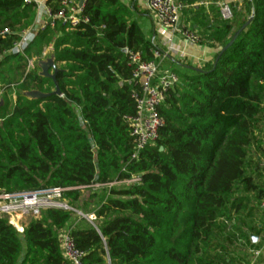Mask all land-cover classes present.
<instances>
[{"label":"trees","instance_id":"trees-1","mask_svg":"<svg viewBox=\"0 0 264 264\" xmlns=\"http://www.w3.org/2000/svg\"><path fill=\"white\" fill-rule=\"evenodd\" d=\"M174 1L199 45L216 53L200 69L172 71L179 83L158 108L164 125L135 158L125 118L140 89L128 53L154 62L156 51L119 0H90L75 31L46 28L23 55L0 61V91L17 78L13 102L0 104V193L74 188L64 193L73 206L79 189L138 178L88 212L73 206L85 216L69 229L81 264H246L259 247L251 237L264 214V0L229 4L228 20L216 6L204 8L217 0ZM35 21V6L0 0V31H10L0 53ZM48 48L64 65L61 95L31 100L23 93L54 90L25 68ZM72 216L42 211L22 234L0 219V264H70L59 233Z\"/></svg>","mask_w":264,"mask_h":264},{"label":"built area","instance_id":"built-area-1","mask_svg":"<svg viewBox=\"0 0 264 264\" xmlns=\"http://www.w3.org/2000/svg\"><path fill=\"white\" fill-rule=\"evenodd\" d=\"M89 1L23 0L25 4L33 5L36 8L35 26L21 32L9 50L0 53V61L5 54L23 55L38 32H42L46 28L64 33L75 31L82 23L87 22L83 12ZM147 9L160 27L191 44H199L196 34L181 23L183 7L180 4L174 0H147ZM219 11L224 20L230 19L231 12L228 6H221ZM9 33L8 29L0 31V40L8 36ZM47 50L51 51L50 48ZM45 54L46 50L42 56ZM157 56L158 54L155 53V58ZM128 60L133 67L132 80L137 83L140 89L138 93H133L134 115L125 118L134 143L132 158H135L139 152L155 142L158 131L164 125L158 108L164 101L167 92L179 83V78L174 72L161 68L156 61H142L139 54L128 53ZM137 182L138 178H132L129 181L118 183L130 185ZM115 184L117 183L109 185ZM66 191L67 189L64 188L50 187L34 191L0 193V219L6 220L17 233L22 234L24 221L39 219L42 211L48 209L68 211V207L63 203ZM258 208L264 213V198L259 202ZM90 219L93 220L94 217L91 216ZM59 237L64 259L70 264H81L80 259L83 254L75 249L69 231L60 234ZM263 249L264 243L260 249L250 250L249 255L256 260Z\"/></svg>","mask_w":264,"mask_h":264},{"label":"crops","instance_id":"crops-1","mask_svg":"<svg viewBox=\"0 0 264 264\" xmlns=\"http://www.w3.org/2000/svg\"><path fill=\"white\" fill-rule=\"evenodd\" d=\"M132 13V20L136 22L143 36L150 41L158 56L155 58L156 63L164 65L166 69H172L177 72H186L193 69H200L205 63L210 61L216 51L208 49L199 44H191L180 37L173 35L170 31L163 29L155 21L147 9V0H119ZM243 0H217L205 2V9L210 6H228L232 3H240ZM37 19V18H36ZM39 21V20H38ZM181 19V23L183 24ZM264 166V156L262 160ZM25 220L23 228L28 224ZM259 228L260 234L256 237V242H260V236L264 232V218H258L255 221ZM262 241V239H261ZM254 243V244H255ZM264 243V240L261 244ZM262 245L259 246L260 249ZM257 264H264V249L261 251Z\"/></svg>","mask_w":264,"mask_h":264},{"label":"rangeland","instance_id":"rangeland-1","mask_svg":"<svg viewBox=\"0 0 264 264\" xmlns=\"http://www.w3.org/2000/svg\"><path fill=\"white\" fill-rule=\"evenodd\" d=\"M231 15H232V12H231ZM181 19L184 20L183 17H181ZM230 19H231V17H230ZM49 59H53V57H52V49H51V51L46 49V54L44 56H41V58L38 59V60H28L26 62V64H25L26 72H29V71H31L33 69H38V71L40 73V64L41 63H45ZM55 66H56V68L58 70H61V69L64 68L63 64H56L55 63ZM161 68H163L165 70L173 71L171 68L170 69L164 68V65H161ZM8 80L10 82V84H9L10 88L8 89V91H5V90H1L0 91V102L2 103V99L4 98L5 101H8L9 104H11L13 102V100H14V97L12 96L11 91H12V88H14L16 86V84H17L16 83L17 78L13 74V75L9 76ZM33 91H35V90H31V91H28V92H25V93H29V92L31 93ZM53 91H51V92H53ZM76 113H78V110H76ZM263 180H264V175L258 182L261 183ZM122 185H126V184L117 183V184L112 185V186L94 184L91 187L79 189V198L76 201L73 202V206H77L79 208H83L85 211L94 209L97 205L100 204V202L103 199H105V198H107L109 196L110 190L118 188V187H120ZM67 191L71 192V191H76V190L74 188H67ZM248 196H250V195H248ZM72 199H73V194L69 195L68 197H64L63 203L68 207V211L73 213V216H72V219L70 221V224H68L62 231H60L59 235L64 233V232L69 231L71 226L73 224L75 225V223L78 222V218L77 217H85L79 210L75 209L71 205L72 204L71 203ZM91 216H93V215H89L88 216V220H90V221H91V219H90ZM261 216L264 218V214H261ZM261 216H258L257 219L261 218ZM18 234H20V233H18ZM261 239H262V241L264 240V232L260 236V242H259L258 246L262 245L261 244V242H262ZM257 249L253 248V249H250V250H257ZM259 258L260 257H258L256 260H254V258L251 255H249V253H248V256L246 257V261H244V262H247L246 264H250V263L257 264V261L259 260Z\"/></svg>","mask_w":264,"mask_h":264},{"label":"water","instance_id":"water-1","mask_svg":"<svg viewBox=\"0 0 264 264\" xmlns=\"http://www.w3.org/2000/svg\"><path fill=\"white\" fill-rule=\"evenodd\" d=\"M251 17L248 19V21L234 34V36L232 37L231 41L229 42V44L222 50L225 51L236 39V37L238 36V34L248 25V23L250 22ZM217 61V60H216ZM193 70H197V69H193ZM51 71V72H50ZM59 73V70L56 68L55 66V62L54 59H49L47 60L45 63H41L40 64V73L39 76L46 78L48 80H50L53 84H54V91L48 94L45 93H41L38 91H33V92H29V93H24V95L31 99V100H35V99H45L48 98L50 96H60L61 93L57 87L56 84V75ZM1 104V102H0ZM252 239V243L256 242V237H251Z\"/></svg>","mask_w":264,"mask_h":264}]
</instances>
